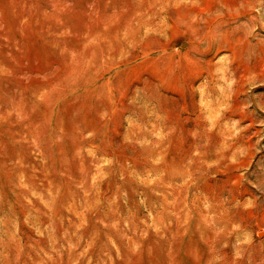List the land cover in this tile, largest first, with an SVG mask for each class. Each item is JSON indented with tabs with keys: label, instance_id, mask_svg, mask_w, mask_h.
Listing matches in <instances>:
<instances>
[{
	"label": "rangeland",
	"instance_id": "rangeland-1",
	"mask_svg": "<svg viewBox=\"0 0 264 264\" xmlns=\"http://www.w3.org/2000/svg\"><path fill=\"white\" fill-rule=\"evenodd\" d=\"M0 264H264V0H0Z\"/></svg>",
	"mask_w": 264,
	"mask_h": 264
}]
</instances>
